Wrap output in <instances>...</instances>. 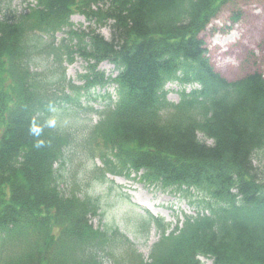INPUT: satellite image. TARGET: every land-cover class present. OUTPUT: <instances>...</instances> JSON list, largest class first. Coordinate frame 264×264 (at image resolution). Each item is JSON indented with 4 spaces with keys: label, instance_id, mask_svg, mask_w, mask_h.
<instances>
[{
    "label": "trees",
    "instance_id": "16d2710c",
    "mask_svg": "<svg viewBox=\"0 0 264 264\" xmlns=\"http://www.w3.org/2000/svg\"><path fill=\"white\" fill-rule=\"evenodd\" d=\"M228 1L34 0L25 12L9 1L0 6V264H200L199 256L264 264V77H221L197 37ZM75 13L85 29L73 28ZM64 29L66 40L55 46L54 33ZM40 51L54 55L61 72L51 78L59 81L63 54L86 62L78 76L84 84L68 86L74 95L54 96L52 82L32 70ZM102 61L118 72V100L101 97L106 103L83 144L103 163L93 169L95 181L106 172L134 173L196 207L173 229L141 215L136 223L145 234L151 225L158 231L147 256L115 222L93 226L105 208L85 178L82 186H62L74 176L65 167L79 139L66 111L84 107L81 91L89 96L111 81L97 69ZM171 80L200 87L173 103L164 90Z\"/></svg>",
    "mask_w": 264,
    "mask_h": 264
},
{
    "label": "rangeland",
    "instance_id": "374dc122",
    "mask_svg": "<svg viewBox=\"0 0 264 264\" xmlns=\"http://www.w3.org/2000/svg\"><path fill=\"white\" fill-rule=\"evenodd\" d=\"M5 1H9L11 8L16 9L17 12L23 11L27 4L32 2V0H0L1 7L8 3ZM71 22L74 29H85L88 25L80 14L72 15ZM65 30L57 34L58 37L54 40L56 45H60L61 40L66 38ZM100 32L106 38L109 37L108 27H101ZM199 38L207 49L210 64L224 78L235 80L253 72L264 75V0L228 1L200 33ZM52 60L51 55L48 57L45 53H35L30 63L32 70L41 75L39 79L52 82L49 91L54 93V96H60L62 90L70 91L67 87L69 83L74 85L82 83L77 75L84 73L85 63L78 55L73 54L71 64L67 60L62 61L61 68L65 69L63 81L51 78L61 72ZM99 68L107 75L114 74L113 66L108 62L101 63ZM168 97L176 101L175 90L171 91ZM82 105H84L83 101ZM69 111L66 112L73 116L74 121H77L71 127V130H77L72 133L79 139L73 142V148L70 149L72 163L65 167L66 173L68 174L70 170L74 176L69 180L66 177L67 181L62 186L70 188L73 183L82 186L85 180L92 184L94 192L101 196V203L105 208L102 219L91 218L93 226L96 227L103 222H115L120 230L135 242L138 250L146 255L152 242L158 238V232L151 227L147 236L143 232L135 234L133 229L136 222H140L141 215L150 213L163 218L167 224L174 227L179 220H182L184 214L192 213L193 209L178 194L162 191L131 177L108 175L104 182L95 181L92 172L96 166H101V160L98 156L93 158L90 155L87 156V148L83 147V144L85 146L87 144L90 126L98 121L97 114L87 111L77 113ZM145 198L154 204H145L140 200ZM199 260L201 264H211L208 258L202 257Z\"/></svg>",
    "mask_w": 264,
    "mask_h": 264
},
{
    "label": "bare ground",
    "instance_id": "6f19581e",
    "mask_svg": "<svg viewBox=\"0 0 264 264\" xmlns=\"http://www.w3.org/2000/svg\"><path fill=\"white\" fill-rule=\"evenodd\" d=\"M140 200H141V201H144L145 204H149V205L154 204V203H151V202L149 201V199H147V198H145V199H140Z\"/></svg>",
    "mask_w": 264,
    "mask_h": 264
}]
</instances>
